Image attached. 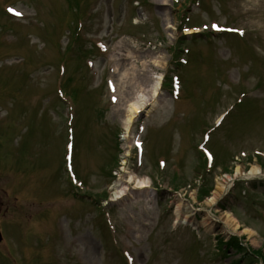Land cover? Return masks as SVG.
<instances>
[{
	"label": "rangeland",
	"instance_id": "1",
	"mask_svg": "<svg viewBox=\"0 0 264 264\" xmlns=\"http://www.w3.org/2000/svg\"><path fill=\"white\" fill-rule=\"evenodd\" d=\"M75 1L0 0V264H264L222 246L264 256V0ZM59 81L80 93L68 109ZM66 155L95 200L71 193Z\"/></svg>",
	"mask_w": 264,
	"mask_h": 264
},
{
	"label": "bare ground",
	"instance_id": "2",
	"mask_svg": "<svg viewBox=\"0 0 264 264\" xmlns=\"http://www.w3.org/2000/svg\"><path fill=\"white\" fill-rule=\"evenodd\" d=\"M165 2H166L165 0H164V2H161V5L162 6H166ZM168 28L174 30L173 29L174 25H173L172 22L168 23ZM188 33H191V31H189ZM127 56L128 57L131 56V52L130 51H127ZM155 64H156V62H155ZM145 78L147 80L149 79V77L147 75H145ZM159 83H160V80L155 82V86L157 87V84H159ZM156 87H154L152 89V91H153L152 96H155L157 94V92H158ZM128 101H129L128 103H130L131 101H133V103H131L129 105L128 113H130V115L127 117L126 123H124L123 125L125 126L126 131L129 132V130L131 129V126H132L131 124H132V122L134 120L135 115L138 114L141 110L144 109L145 104H146L145 103L146 98H145L144 95H141L138 98H134V99H133V97L129 98ZM120 113L122 114L123 111H121ZM139 183H140V185H139V187H137L138 189H148L150 187V184H151L150 180L147 179V178L141 180ZM220 191L224 192L223 188H221ZM124 192H125V190H121L120 195H123ZM219 197L220 196L218 195V193H216V195L210 200V204L214 205L216 203V201L219 199ZM91 247L93 248V245H91Z\"/></svg>",
	"mask_w": 264,
	"mask_h": 264
},
{
	"label": "trees",
	"instance_id": "3",
	"mask_svg": "<svg viewBox=\"0 0 264 264\" xmlns=\"http://www.w3.org/2000/svg\"><path fill=\"white\" fill-rule=\"evenodd\" d=\"M79 3H80V1H79ZM68 4L71 6L70 8H72V7H78L79 6V5H77L78 3L75 0H69ZM178 49H179V47H178ZM64 59H66V61H67V58H64ZM178 64L181 65V63H179V62H178ZM67 65H68V62H67ZM66 81H68V83H69V82H72V79H69L68 78ZM64 87H65V90H64L65 95L66 96H69V97H72V101L75 102V99L77 98V96L80 95L79 91H77V90H70V91H68V85L66 83L64 84ZM73 93H75V95L74 96H71ZM60 103H61V105H64L62 102H60ZM117 164H118V156H116V162H115L114 167H116ZM202 165H203V169L205 170L206 162L203 161V160H202ZM108 173H109V170H108ZM204 183H205V181H204ZM205 186L206 185L204 184L202 187H205ZM222 246L227 247V248H233V249H235L236 251H239V252H241V251H244L245 252L244 248L240 245V243L238 242V240L236 238H234L227 245L223 244ZM248 255L249 254H247V256ZM256 255H259L261 258L264 257V256H262V253L261 252H257ZM250 256H252V255H250ZM253 259L255 260V258L252 256L251 261H253Z\"/></svg>",
	"mask_w": 264,
	"mask_h": 264
},
{
	"label": "snow or ice",
	"instance_id": "4",
	"mask_svg": "<svg viewBox=\"0 0 264 264\" xmlns=\"http://www.w3.org/2000/svg\"><path fill=\"white\" fill-rule=\"evenodd\" d=\"M19 15V13H17Z\"/></svg>",
	"mask_w": 264,
	"mask_h": 264
}]
</instances>
